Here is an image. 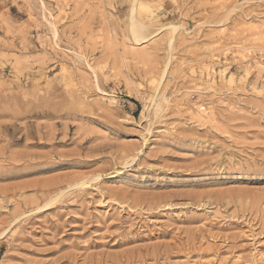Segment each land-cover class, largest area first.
Returning a JSON list of instances; mask_svg holds the SVG:
<instances>
[{"label":"rangeland","instance_id":"374dc122","mask_svg":"<svg viewBox=\"0 0 264 264\" xmlns=\"http://www.w3.org/2000/svg\"><path fill=\"white\" fill-rule=\"evenodd\" d=\"M136 2L0 0V264H264V0Z\"/></svg>","mask_w":264,"mask_h":264},{"label":"bare ground","instance_id":"6f19581e","mask_svg":"<svg viewBox=\"0 0 264 264\" xmlns=\"http://www.w3.org/2000/svg\"><path fill=\"white\" fill-rule=\"evenodd\" d=\"M136 6L139 7L140 9L143 8V6H142L141 3H138L137 4L136 0H134L133 7L131 9V15H130V22H129V24H130V32H131L130 34L133 36L134 40L136 42H138L139 40H141V39L144 38L143 31H144V28H145V24L143 22L144 20H142V19L139 18V16H138L139 14L136 15V12H137L136 11L137 8L135 9ZM170 28H171L172 31H174L177 28V26H175V25L172 24L170 26ZM172 33H174V32H172ZM170 47H171V45H170ZM220 74L222 76L224 74V70H221L220 71Z\"/></svg>","mask_w":264,"mask_h":264}]
</instances>
